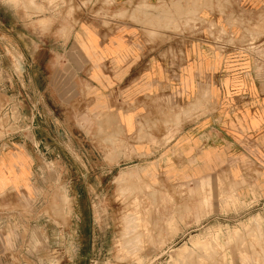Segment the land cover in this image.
I'll use <instances>...</instances> for the list:
<instances>
[{
	"label": "rangeland",
	"instance_id": "1",
	"mask_svg": "<svg viewBox=\"0 0 264 264\" xmlns=\"http://www.w3.org/2000/svg\"><path fill=\"white\" fill-rule=\"evenodd\" d=\"M173 1L188 5L177 11V31L203 29L210 49L239 48L264 68V10L255 19L236 14L237 0ZM107 6L94 0H0V139L35 130L39 158L36 185L9 207L17 218L4 233L16 245V262L264 264V220L254 218L259 212L251 203L239 201L228 176L174 182L154 166L126 168L119 129L108 137L102 130L89 136L94 122L88 84L73 69L75 63L86 70L87 61L53 49L71 38L84 16H112ZM40 39L47 51L40 52ZM30 88L37 91L33 104ZM184 247L190 248L185 258Z\"/></svg>",
	"mask_w": 264,
	"mask_h": 264
},
{
	"label": "crops",
	"instance_id": "2",
	"mask_svg": "<svg viewBox=\"0 0 264 264\" xmlns=\"http://www.w3.org/2000/svg\"><path fill=\"white\" fill-rule=\"evenodd\" d=\"M94 1L105 10L109 3L114 16H84L71 38L53 49L87 61L86 70L75 63L73 69L88 84L89 136L119 129L126 168L154 166L174 182L226 175L238 186L239 201L251 203L259 212L254 218L264 220V68L239 48L210 49L203 29L177 31V11L188 9L186 2ZM232 9L256 19L264 0H237ZM39 41L40 52L47 51ZM36 92L30 88L32 104ZM1 115L0 109V122ZM35 135L0 139V264H18L16 245L4 231L15 226L11 203L36 185Z\"/></svg>",
	"mask_w": 264,
	"mask_h": 264
},
{
	"label": "bare ground",
	"instance_id": "3",
	"mask_svg": "<svg viewBox=\"0 0 264 264\" xmlns=\"http://www.w3.org/2000/svg\"><path fill=\"white\" fill-rule=\"evenodd\" d=\"M127 177H128V176H127ZM123 178H124V174L122 173V174H120L119 177H118V179L122 180L121 185L123 184V181L125 182V180H124ZM128 178H129V177H128ZM138 180H139V179H138ZM119 182H121V181H119ZM135 182H136V181H135ZM124 184H125V183H124ZM119 185H120V184H119ZM119 185H118V186H119ZM143 185H144V184H143ZM122 186H123V185H122ZM122 186H121V188H122ZM138 186H139V185H138ZM152 187H153V186H152ZM134 188H135V187H134ZM145 189H146V188H145ZM125 190H126V189H125ZM125 190H124V191H125ZM127 190H128V189H127ZM131 190H132V189H131ZM137 190H138V189H136V191H137ZM143 192H144V191H143ZM153 193H154V192H153ZM131 194H132V193H131ZM134 206H135V204H134ZM149 213H150V212H149ZM129 216H130V214H129ZM133 216H134V215H133ZM133 216H130V217H133ZM134 217H136V216H134ZM152 217H153V216H152ZM123 218H124V217H123ZM128 218H129V217H128ZM135 219H136V218H135ZM133 220H134V219H133ZM138 220H139V219H138ZM130 221H132V219H130L129 222H130ZM147 221H148V220H147ZM127 222H128V220H127ZM132 222H133V221H132ZM136 222H137V221H135V224H136ZM130 223H131V222H130ZM131 225H132V223H131ZM137 225H139V224L137 223ZM137 225H136V226H137ZM155 225H156V224H155ZM133 228H134V226H133ZM136 228H137V227H136ZM147 228H148V227H147ZM134 229H135V228H134ZM138 229H139V227H138ZM138 229H136V230H138ZM148 229H149V228H148ZM148 229H147V231H149ZM152 230H153V229H152ZM145 231H146V230H145ZM143 232H144V231H143ZM136 235H137V234H136ZM140 235H141V234H140ZM147 235H148V234H147ZM134 238H135V235H134ZM153 238H154V237H153ZM128 240H129V239H128ZM130 240H131V239H130ZM130 240H129V241H130ZM131 241H132V240H131ZM133 242H135V241L133 240ZM135 243H136V242H135ZM124 244H126V243H124ZM124 246H125V245H124ZM129 246H130V244H129ZM198 246H199V245H198ZM204 246H205V245H204ZM134 247H135V246H134ZM195 247H196V246H195ZM206 247H207V246H206ZM125 248H126V247H125ZM207 248H209V246H208ZM207 248H206V249H207ZM188 249H190V248H188V247H184V250H183V252H182V255H183V256L186 254V252L189 251ZM137 250H138V249H137ZM131 251H132V249H131ZM191 251H192V250H191ZM141 252H142V251H141ZM132 253H133V252H132ZM184 253H185V254H184ZM188 253H189V252H188ZM188 253H187V254H188ZM247 253H249V252H247ZM129 254H130V253H129ZM253 254H254V253H253ZM137 255H138V254H137ZM250 255H251V254H250ZM183 256H182V257H183ZM184 258H185V256H184ZM119 259H120V257H119ZM124 259H125V258H124Z\"/></svg>",
	"mask_w": 264,
	"mask_h": 264
},
{
	"label": "built area",
	"instance_id": "4",
	"mask_svg": "<svg viewBox=\"0 0 264 264\" xmlns=\"http://www.w3.org/2000/svg\"><path fill=\"white\" fill-rule=\"evenodd\" d=\"M219 42L221 43L222 48L225 49L226 47L225 44H223L222 41H219Z\"/></svg>",
	"mask_w": 264,
	"mask_h": 264
}]
</instances>
